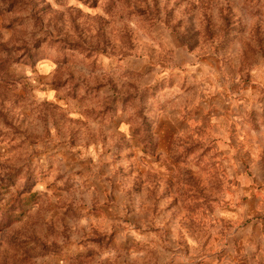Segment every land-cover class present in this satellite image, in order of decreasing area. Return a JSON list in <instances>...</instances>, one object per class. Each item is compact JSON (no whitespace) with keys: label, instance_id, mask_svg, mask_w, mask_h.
<instances>
[{"label":"rangeland","instance_id":"rangeland-1","mask_svg":"<svg viewBox=\"0 0 264 264\" xmlns=\"http://www.w3.org/2000/svg\"><path fill=\"white\" fill-rule=\"evenodd\" d=\"M0 264H264V0H0Z\"/></svg>","mask_w":264,"mask_h":264}]
</instances>
